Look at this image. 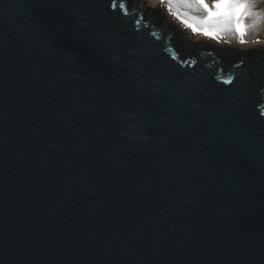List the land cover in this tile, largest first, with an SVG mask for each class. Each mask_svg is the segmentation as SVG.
<instances>
[{
  "label": "water",
  "instance_id": "1",
  "mask_svg": "<svg viewBox=\"0 0 264 264\" xmlns=\"http://www.w3.org/2000/svg\"><path fill=\"white\" fill-rule=\"evenodd\" d=\"M144 2L0 0V264H264V46Z\"/></svg>",
  "mask_w": 264,
  "mask_h": 264
},
{
  "label": "snow or ice",
  "instance_id": "2",
  "mask_svg": "<svg viewBox=\"0 0 264 264\" xmlns=\"http://www.w3.org/2000/svg\"><path fill=\"white\" fill-rule=\"evenodd\" d=\"M115 7V5H113ZM195 7L204 13L199 22L204 25L202 29L205 36L218 38L221 31H234L239 39V43L245 44V36L249 27H256L264 21V14L255 10L254 0H213L211 4L206 0H192L189 7ZM171 9V4H169ZM251 18L253 23L248 25L245 23L247 19ZM183 23L197 31L195 24L184 20Z\"/></svg>",
  "mask_w": 264,
  "mask_h": 264
},
{
  "label": "rangeland",
  "instance_id": "3",
  "mask_svg": "<svg viewBox=\"0 0 264 264\" xmlns=\"http://www.w3.org/2000/svg\"><path fill=\"white\" fill-rule=\"evenodd\" d=\"M206 2L211 4L213 0H206ZM144 3L151 7L160 5L174 21L185 27L184 31L190 32V37L192 39L207 38L220 45L229 44L244 47L253 45L264 46V21H262L256 27H249L245 36L247 43L241 44L239 43L238 36L234 31H221L218 35V38L205 36L203 32L199 30L204 27V25L199 22V19L203 18L204 13L194 6L189 7V5L192 4V0H145ZM254 3L255 10L264 14V0H254ZM169 4H171V9L169 8ZM194 17L199 19H193ZM184 20H188L189 23L195 24L198 30L194 32L191 27L183 23ZM245 23L252 25L253 21L251 18H249L245 21Z\"/></svg>",
  "mask_w": 264,
  "mask_h": 264
}]
</instances>
